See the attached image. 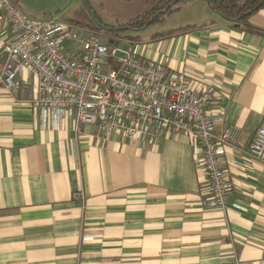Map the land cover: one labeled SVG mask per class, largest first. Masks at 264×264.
Wrapping results in <instances>:
<instances>
[{"label": "crops", "instance_id": "1", "mask_svg": "<svg viewBox=\"0 0 264 264\" xmlns=\"http://www.w3.org/2000/svg\"><path fill=\"white\" fill-rule=\"evenodd\" d=\"M185 2L177 23L134 42L199 88L213 79L214 135L241 132L224 146L225 209L204 205L190 134L138 143L76 127L72 113L44 126L31 104L38 77L24 70V87L0 85V264H264V162L244 148L264 121V7L245 30L205 0ZM12 36L0 14V47Z\"/></svg>", "mask_w": 264, "mask_h": 264}, {"label": "built area", "instance_id": "2", "mask_svg": "<svg viewBox=\"0 0 264 264\" xmlns=\"http://www.w3.org/2000/svg\"><path fill=\"white\" fill-rule=\"evenodd\" d=\"M0 14L13 30L0 47V85L20 89L26 85L24 70L36 75L31 104L44 126L57 125L72 113L76 127L93 125L138 143L157 140L168 131L190 134L199 146L195 162L209 185L204 205L225 209L230 183L224 146L235 145L241 132L226 127L214 135L207 113L215 94L213 79L205 77L199 88L182 72L142 59L137 42H128L124 49L71 22L28 17L11 0H0ZM244 148L264 162V121Z\"/></svg>", "mask_w": 264, "mask_h": 264}, {"label": "rangeland", "instance_id": "3", "mask_svg": "<svg viewBox=\"0 0 264 264\" xmlns=\"http://www.w3.org/2000/svg\"><path fill=\"white\" fill-rule=\"evenodd\" d=\"M20 9L28 17L47 19L56 16L60 20L71 22L79 29L97 33L102 41L119 42L126 48L128 42L143 40L146 35L177 23L182 16V6L172 13L147 24L145 27L133 29L127 21L151 8L156 0H15ZM187 2V1H186ZM185 2V3H186ZM97 19L102 22L99 29L94 28ZM117 56H123L121 52Z\"/></svg>", "mask_w": 264, "mask_h": 264}, {"label": "trees", "instance_id": "4", "mask_svg": "<svg viewBox=\"0 0 264 264\" xmlns=\"http://www.w3.org/2000/svg\"><path fill=\"white\" fill-rule=\"evenodd\" d=\"M16 4L15 0H11ZM187 0H156V3L141 14L129 19L127 24L133 29L145 27L147 24L162 18L177 10ZM208 4L215 6L219 14L227 21L236 26H242L245 30H251L252 26L248 18L254 12L264 7V0H205ZM17 5V4H16ZM94 28L99 29L102 22L97 19ZM184 29V28H183ZM178 29L176 32L183 30ZM175 32V31H174Z\"/></svg>", "mask_w": 264, "mask_h": 264}, {"label": "water", "instance_id": "5", "mask_svg": "<svg viewBox=\"0 0 264 264\" xmlns=\"http://www.w3.org/2000/svg\"><path fill=\"white\" fill-rule=\"evenodd\" d=\"M84 1V3L86 4V1L85 0H83ZM208 3V2H207ZM210 5V4H209ZM218 14H219V11L215 8V6H213V5H210Z\"/></svg>", "mask_w": 264, "mask_h": 264}]
</instances>
